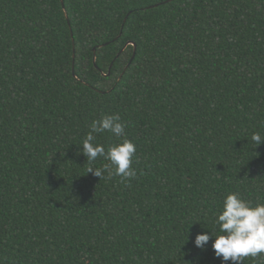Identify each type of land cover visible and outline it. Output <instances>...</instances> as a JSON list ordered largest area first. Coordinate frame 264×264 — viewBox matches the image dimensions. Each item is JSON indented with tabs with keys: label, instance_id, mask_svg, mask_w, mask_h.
Masks as SVG:
<instances>
[{
	"label": "trees",
	"instance_id": "16d2710c",
	"mask_svg": "<svg viewBox=\"0 0 264 264\" xmlns=\"http://www.w3.org/2000/svg\"><path fill=\"white\" fill-rule=\"evenodd\" d=\"M113 113L130 183L79 151ZM253 132L264 0H0V264H223L194 240L228 192L264 202Z\"/></svg>",
	"mask_w": 264,
	"mask_h": 264
},
{
	"label": "clouds",
	"instance_id": "9594fccd",
	"mask_svg": "<svg viewBox=\"0 0 264 264\" xmlns=\"http://www.w3.org/2000/svg\"><path fill=\"white\" fill-rule=\"evenodd\" d=\"M88 128L79 151L90 165L98 157L106 161L101 167H89L88 172L100 179L106 175L108 178L120 177L121 183H130L137 176V170L133 167L136 146L125 135L126 124L121 116L118 113L104 114L93 119ZM106 131L116 138L107 146L97 141V134ZM251 140L258 146L264 142V137L259 132H253ZM214 223L217 230L197 234L194 244L204 249L210 238L214 237L212 248L223 264L228 261L243 264L246 257L256 258L264 254V202H252L238 192L230 191L219 205Z\"/></svg>",
	"mask_w": 264,
	"mask_h": 264
},
{
	"label": "water",
	"instance_id": "95a60500",
	"mask_svg": "<svg viewBox=\"0 0 264 264\" xmlns=\"http://www.w3.org/2000/svg\"><path fill=\"white\" fill-rule=\"evenodd\" d=\"M159 4H156V5H154V6H158ZM135 45V44H134ZM136 48V47H135ZM94 52H96V48H94ZM134 56H135V54H134ZM134 56H133V58H134ZM133 58H132V60H133ZM94 61H95V64H96V57H95V59H94Z\"/></svg>",
	"mask_w": 264,
	"mask_h": 264
}]
</instances>
